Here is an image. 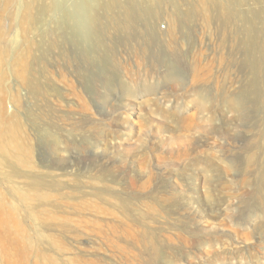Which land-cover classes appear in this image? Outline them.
Masks as SVG:
<instances>
[{"label": "rangeland", "instance_id": "1", "mask_svg": "<svg viewBox=\"0 0 264 264\" xmlns=\"http://www.w3.org/2000/svg\"><path fill=\"white\" fill-rule=\"evenodd\" d=\"M109 1L0 0V264H264V0Z\"/></svg>", "mask_w": 264, "mask_h": 264}, {"label": "bare ground", "instance_id": "2", "mask_svg": "<svg viewBox=\"0 0 264 264\" xmlns=\"http://www.w3.org/2000/svg\"><path fill=\"white\" fill-rule=\"evenodd\" d=\"M170 1L176 7V11H177L179 19H180L179 20L180 25L184 26V18L188 15H192L193 9L190 8L186 13H183L181 11L179 5H178V0H170ZM114 2H115V0H114ZM114 2H111V1L104 2L103 8L105 9V11L109 12L114 7H118V3H114ZM120 8H121L120 14L118 16H116L114 14L115 16L113 15L111 18L108 17V19L105 23H102V21H100L96 16L92 15L91 13H90L91 15H88V16L86 15L87 17L85 19H86V22L90 28L91 34H93L94 36H96L100 40L103 38L107 39L108 34L110 33L111 29H113L115 31V33L119 34L122 37V41L125 43L126 46L133 45L132 43H134L135 51L138 50L137 47L141 50V48H143L145 46L147 47L148 45L158 46L159 40H158V37L156 35H153L148 40L150 42V43H148V45H147V43L141 44V43L137 42L139 40V38L142 37L141 36L142 34L139 31V27H140L139 24L141 23V25H143V27L149 26L148 16L150 15V13L152 11L151 7L147 6L146 8H142L140 6V4H136V3L132 2V0H128V3H126L123 6H120ZM98 40H97V42H98ZM99 44H100V42H99ZM102 45H104V44H102ZM132 47L133 46H131L130 48H132ZM145 49L147 50V48H145ZM132 52H134V51L132 50ZM109 58H111L112 61H114L113 56H109ZM124 93L127 96V98H131L133 100L137 97L135 95V92L128 86H126ZM48 137H56V136H54L53 134H51V135L49 134ZM53 144L55 145L56 149L59 150L62 143L60 144L59 140L56 137V139L53 140ZM18 146H19V144H18ZM19 151H20V153H26V154H31L33 152L32 148L29 147L27 149H24L21 147V145L19 146ZM61 151L63 152V150H61ZM59 153L60 152H57V154H59ZM24 175H25L24 172L20 168H18L15 171V176H24ZM42 185H43L42 181H36L35 183H33V187L38 188V189H40L42 187ZM54 186L58 187V184L56 183V184H54ZM43 193H45V192H43ZM39 194H41V193H39ZM38 196H39L38 197L39 201H37V202H39V203L45 202V201L49 200L50 198H52L50 195L46 196V195L41 194ZM31 208L33 209V207H31ZM31 208H29V210H27V207H25V210H27V211H25V217L22 218V222H27L31 226L32 225L35 226L34 232L37 235L41 236V234L38 231L39 227H55L56 226V227H60V228L63 227L64 228V227L70 226L69 223H66L68 221H66V222L56 221L55 222V219H53L54 217L42 220V224L38 225L39 221L37 222V219L34 218L30 212ZM15 212H14V210L9 211L8 213H2L0 211V229H2V230H0V236L1 237L7 238V239L8 238H15L16 235L12 231V228H11L12 226H10V221L12 219H15V223H16L15 226H17L20 230L22 229L21 228V225H22L21 222H19L18 219L16 220V218L14 216ZM4 214H6V216H4ZM50 216H52V215H50Z\"/></svg>", "mask_w": 264, "mask_h": 264}]
</instances>
